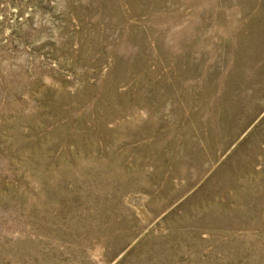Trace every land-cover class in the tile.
<instances>
[{
	"label": "rangeland",
	"instance_id": "374dc122",
	"mask_svg": "<svg viewBox=\"0 0 264 264\" xmlns=\"http://www.w3.org/2000/svg\"><path fill=\"white\" fill-rule=\"evenodd\" d=\"M0 264H264V0H0Z\"/></svg>",
	"mask_w": 264,
	"mask_h": 264
}]
</instances>
